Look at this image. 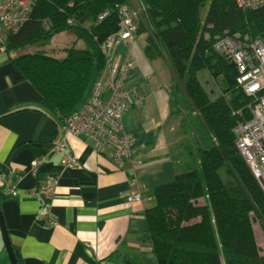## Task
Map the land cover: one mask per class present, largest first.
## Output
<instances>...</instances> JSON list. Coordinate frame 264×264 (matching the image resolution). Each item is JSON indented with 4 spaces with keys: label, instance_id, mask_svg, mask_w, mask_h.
<instances>
[{
    "label": "trees",
    "instance_id": "1",
    "mask_svg": "<svg viewBox=\"0 0 264 264\" xmlns=\"http://www.w3.org/2000/svg\"><path fill=\"white\" fill-rule=\"evenodd\" d=\"M141 1L152 39L208 137L198 168L186 147V171L151 193L145 233L156 264H264L255 233V225L264 228V194L235 147V130L252 117L250 101L237 85L236 67L214 51L223 37L264 41V8L244 12L235 0ZM123 5L129 0H36L23 29L6 39L4 53L63 120L80 109L93 76L104 72L101 46L118 31L115 9ZM106 10L112 14L99 22ZM61 34L74 39L63 60L27 52ZM204 72L219 83L216 99L201 82ZM7 198L0 193V201ZM170 213L176 214L171 224ZM108 259L135 264L118 252Z\"/></svg>",
    "mask_w": 264,
    "mask_h": 264
},
{
    "label": "crops",
    "instance_id": "2",
    "mask_svg": "<svg viewBox=\"0 0 264 264\" xmlns=\"http://www.w3.org/2000/svg\"><path fill=\"white\" fill-rule=\"evenodd\" d=\"M132 48L135 71L128 86L149 76L153 90L142 105L124 115L125 131L133 135L144 166L137 180L149 198L131 203L137 193L129 177V163L116 164L111 150H97L86 137L65 136L63 119L0 52V193L16 188V197L0 201L18 264H117L116 252L135 264H156L145 213L154 207L152 191L171 183L189 164L178 130L180 87L162 51L138 22ZM122 47L119 50L121 53ZM104 76L95 74L87 100ZM65 144L64 153L58 148ZM179 145L171 163L168 146ZM143 147V148H142ZM73 157L78 167H69ZM45 162L36 174L35 160ZM200 161V160H199ZM195 162L196 168L199 167ZM54 181L49 198H31L34 189ZM173 210V209H172ZM172 220L176 222V214ZM0 264H11L0 232Z\"/></svg>",
    "mask_w": 264,
    "mask_h": 264
},
{
    "label": "built area",
    "instance_id": "3",
    "mask_svg": "<svg viewBox=\"0 0 264 264\" xmlns=\"http://www.w3.org/2000/svg\"><path fill=\"white\" fill-rule=\"evenodd\" d=\"M35 1L0 0V52L5 51L8 36L18 34L29 21ZM235 3L244 12L264 8V0H235ZM115 13L119 21L118 31L101 46L106 68L104 80L95 86L91 97L79 110L63 120L64 133L65 136L89 138L99 151L111 150L116 164L129 163V177L137 191L129 202L143 203L149 198L136 176L144 166L137 152L143 150L137 145L139 141L125 131L123 118L133 106L142 105L153 90L149 76L144 77L138 86H128L135 71L132 48L140 11L123 5L116 7ZM111 14L110 10L104 11L98 21H105ZM75 24L72 20L68 21L70 26ZM80 26L85 28V25ZM122 47L124 50L119 53ZM214 51L236 67L237 85L249 98L252 117L241 122L235 130V147L264 194V41L223 37L216 42ZM167 148L169 161L176 162L179 158L177 146L172 144ZM58 151L64 153V143ZM44 162L43 158L34 161V174ZM66 163L73 168L79 166L73 157H67ZM54 185V181L50 180L44 187L34 189L31 198L49 199L54 194ZM6 194L16 197V188H9Z\"/></svg>",
    "mask_w": 264,
    "mask_h": 264
},
{
    "label": "rangeland",
    "instance_id": "4",
    "mask_svg": "<svg viewBox=\"0 0 264 264\" xmlns=\"http://www.w3.org/2000/svg\"><path fill=\"white\" fill-rule=\"evenodd\" d=\"M143 3L141 0H129V7L132 9L140 11L139 15L137 16L136 22L142 21L144 30H146V34L152 37V32L150 30V26L147 24V20L145 19V14L141 11L143 7ZM143 14V16H142ZM206 15V11L204 12V16ZM148 18V17H147ZM138 25H137V34H138ZM137 34L135 38L137 37ZM134 38V41H135ZM155 43V42H154ZM74 39L69 34H61L57 35L53 38L51 44L47 47L41 48V47H33L29 48L27 52H43L47 55H50L58 60H63L65 55V49L73 46ZM134 45V42H133ZM6 50V49H5ZM5 52V51H4ZM105 72L101 74V76L105 77ZM201 82L204 84L205 89L207 90L208 94H210V97L212 99H216L218 97V82H215L208 73H202L200 75ZM140 84V83H139ZM178 86H175V91L178 93V98L180 101L179 109L181 111L177 112V119L181 122L182 126L178 130V136L181 138V143L183 142L184 146L182 148L189 147L191 149L193 160L194 162L198 163L200 160L201 152H202V146L201 144L208 145V137L206 132L202 129L200 124L197 123V116L195 112L192 110L191 104L189 100L185 97L184 92L181 87L177 88ZM213 91V93H212ZM66 119V118H65ZM64 119V120H65ZM174 143H171L169 145H172ZM175 145L178 148L179 151V145L175 143ZM184 159H187V154L184 151ZM186 171V170H185ZM172 215L168 214V220L171 223L172 221ZM255 233L258 236V244L263 249L264 252V228L261 225H255Z\"/></svg>",
    "mask_w": 264,
    "mask_h": 264
},
{
    "label": "water",
    "instance_id": "5",
    "mask_svg": "<svg viewBox=\"0 0 264 264\" xmlns=\"http://www.w3.org/2000/svg\"><path fill=\"white\" fill-rule=\"evenodd\" d=\"M0 232H1L2 240H3L4 248H5V251L8 255L10 263L11 264H18V260H17V257L15 255L12 243H11L9 231H8V228H7L6 223H5V219H4L2 211H1V206H0Z\"/></svg>",
    "mask_w": 264,
    "mask_h": 264
}]
</instances>
